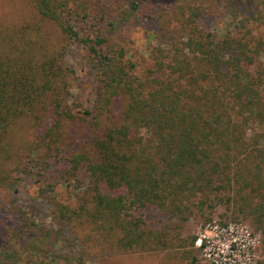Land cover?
I'll use <instances>...</instances> for the list:
<instances>
[{"label":"trees","instance_id":"obj_1","mask_svg":"<svg viewBox=\"0 0 264 264\" xmlns=\"http://www.w3.org/2000/svg\"><path fill=\"white\" fill-rule=\"evenodd\" d=\"M70 2L32 0L38 17L54 26L58 44L38 32L0 36V140L27 117L41 129L31 153L62 154L60 130L74 117L62 59L75 42L94 61L96 87L92 109L77 111L91 121L85 150L60 158L89 194L90 207L85 203L72 214L89 216L112 238L111 248L122 252L160 240L139 220L127 219L140 208L187 222L192 205L213 209L233 202L264 233L258 49L243 37L216 40L184 24L176 30L178 40L170 42L172 33L162 28L146 60L132 61L124 47L106 50L101 36L81 35L71 23L73 13L81 14ZM138 4L131 2L133 9Z\"/></svg>","mask_w":264,"mask_h":264},{"label":"rangeland","instance_id":"obj_2","mask_svg":"<svg viewBox=\"0 0 264 264\" xmlns=\"http://www.w3.org/2000/svg\"><path fill=\"white\" fill-rule=\"evenodd\" d=\"M72 1L70 9L81 14L73 13L75 29L89 39L104 38L106 50L124 47L132 61L146 60L158 42L153 35L162 28L169 29L174 42L180 36L176 30L185 24L216 40L245 38L250 48L258 49L257 65L264 71L263 0H139L135 9L132 0ZM36 32L49 43L60 42L54 26L38 17L32 0H0V36L28 38ZM62 65L74 116L60 130L62 154L45 158L42 151L39 157L31 153L41 129L27 117L0 140V264H264V233L233 202L213 209L192 205L187 222L153 207L130 211L127 219L139 220L142 229L160 240L129 252L113 250L112 238L89 216L72 214L88 204L89 194L72 172L63 170L67 167L60 158L84 151L86 137L92 136L89 117L77 111L93 107L95 70L88 49L75 42ZM207 245L210 256L204 251Z\"/></svg>","mask_w":264,"mask_h":264},{"label":"built area","instance_id":"obj_3","mask_svg":"<svg viewBox=\"0 0 264 264\" xmlns=\"http://www.w3.org/2000/svg\"><path fill=\"white\" fill-rule=\"evenodd\" d=\"M215 229H216V227H215ZM200 241H202V240L200 239L199 242H200ZM205 243H209V241L206 240ZM198 245H200V244H198ZM201 245H202V244H201ZM204 251L207 253V256H210V253H211V247L208 246V245L205 246ZM216 262H217V261H216Z\"/></svg>","mask_w":264,"mask_h":264}]
</instances>
